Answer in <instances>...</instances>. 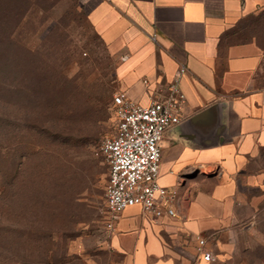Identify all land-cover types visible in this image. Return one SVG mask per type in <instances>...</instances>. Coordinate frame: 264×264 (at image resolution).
<instances>
[{"label":"crops","instance_id":"crops-1","mask_svg":"<svg viewBox=\"0 0 264 264\" xmlns=\"http://www.w3.org/2000/svg\"><path fill=\"white\" fill-rule=\"evenodd\" d=\"M79 5L117 62L118 93L146 106L187 69L183 121L164 137L159 178L178 193L177 216L155 222L129 208L106 229L108 248L119 264H229L230 236L252 222L264 186V49L242 34L264 0Z\"/></svg>","mask_w":264,"mask_h":264},{"label":"rangeland","instance_id":"rangeland-1","mask_svg":"<svg viewBox=\"0 0 264 264\" xmlns=\"http://www.w3.org/2000/svg\"><path fill=\"white\" fill-rule=\"evenodd\" d=\"M242 34L264 49V10ZM116 64L79 0H0V264L121 263L99 153L116 132ZM261 190L229 264H264Z\"/></svg>","mask_w":264,"mask_h":264},{"label":"built area","instance_id":"built-area-1","mask_svg":"<svg viewBox=\"0 0 264 264\" xmlns=\"http://www.w3.org/2000/svg\"><path fill=\"white\" fill-rule=\"evenodd\" d=\"M187 69L181 67L163 99L150 97L148 105L117 93L112 102L117 121L116 132L102 140L99 153L108 166L106 190V229H114L116 220L129 208L139 207L143 214L159 222L177 216L178 193L159 183L166 133L183 121L186 95L180 81ZM198 250L206 262L216 257L199 239Z\"/></svg>","mask_w":264,"mask_h":264},{"label":"water","instance_id":"water-1","mask_svg":"<svg viewBox=\"0 0 264 264\" xmlns=\"http://www.w3.org/2000/svg\"><path fill=\"white\" fill-rule=\"evenodd\" d=\"M180 125H181V124H180ZM180 125H178V126L175 127L174 132H176V131L179 129ZM172 131H173V130H171V132H172Z\"/></svg>","mask_w":264,"mask_h":264}]
</instances>
